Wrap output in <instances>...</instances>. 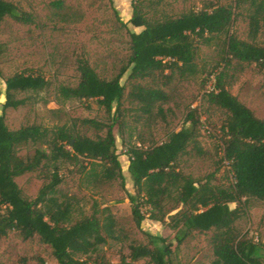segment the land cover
<instances>
[{
    "label": "trees",
    "instance_id": "16d2710c",
    "mask_svg": "<svg viewBox=\"0 0 264 264\" xmlns=\"http://www.w3.org/2000/svg\"><path fill=\"white\" fill-rule=\"evenodd\" d=\"M163 1L136 0L132 4L128 23L141 31L128 32L129 58L116 77L101 79L87 59L78 58L77 85L59 86L56 100L61 104L95 100L114 119L119 117L128 87V100L136 103L140 114L150 116L157 105L169 102L166 89L175 80L197 75L198 44L209 45L213 39H221L222 64L211 75L213 89L207 101L226 115L218 141L221 160L230 166L231 182L222 187L213 185L211 178L197 182L178 170V159L189 149L197 157L205 155L198 141L200 115L193 108L185 116V126L170 133L164 142L129 147L127 172L132 193L126 197L135 227L140 229L145 220L142 208L147 207L152 222L174 232L175 248L193 235L210 234L214 257L210 264H264L261 245L240 235L235 228L246 213L247 201L264 202V120L257 119L232 96L224 82L225 72L234 64H253L264 72V46L256 44L264 25V0H237L235 7L209 6L175 18L148 19L144 4L159 5ZM241 6L248 8L250 42L240 40L232 31L235 11ZM52 7L61 10L63 3L53 2ZM6 18L20 25L35 24L30 14L0 0V31ZM5 52L6 47L0 42V57ZM125 74L123 85L121 79ZM3 82L2 112L25 105L24 99H17L18 94L38 93L49 86L42 75L32 73H15ZM78 124L105 130V135L90 139L70 128L37 125L10 130L0 115V240L10 233H16L22 241L36 238L51 249L56 264H136L141 260L148 264H172V244L148 233L143 234L146 243H132L128 254H121L118 262L112 263L101 248L109 242L121 243L124 237L110 209L94 204L90 215L75 218L77 207L72 198L60 193V164L76 168L82 183L92 189L113 183L123 188L125 182L112 127L91 120H79ZM29 143L42 144L47 149L36 150L31 157H20L18 149ZM36 172L43 184L35 198L28 199L15 180ZM230 204L236 207L232 209ZM18 264H26L25 258Z\"/></svg>",
    "mask_w": 264,
    "mask_h": 264
},
{
    "label": "rangeland",
    "instance_id": "374dc122",
    "mask_svg": "<svg viewBox=\"0 0 264 264\" xmlns=\"http://www.w3.org/2000/svg\"><path fill=\"white\" fill-rule=\"evenodd\" d=\"M15 4L30 14L35 24L20 25L6 18L1 24L0 42L6 52L0 57V115L10 130L37 125L53 129L66 127L79 131L90 139L103 137L105 130L92 126H80L79 120H91L112 127L116 137V154L121 165L125 182L122 188L118 183L107 184L97 189L87 187L76 174V168L60 164L63 180L60 193L72 198L76 208L75 218L90 215L95 205L108 207L117 222V229L123 235L121 243L109 242L101 248L107 260L116 263L121 254H128L132 243H146L143 234L159 235L172 244L174 253L172 264H210L214 259L208 235H193L179 248L174 241V232L149 219L147 207L142 208L145 220L137 229L132 220L126 194L132 193V181L127 172L129 158L127 150L132 146H150L162 143L172 132L185 126L187 112L193 108L200 115L199 144L205 155L197 157L190 149L178 161V170L197 182L211 178L215 186H227L230 174L221 160L218 131L224 122V112L210 106L207 101L211 88V78L222 64V41L213 39L209 45L198 44L196 58L197 75L183 80H175L166 92L169 102L157 105L150 116L140 114L136 103L125 98L119 117L111 118L95 100L68 101L58 103L56 90L59 86H76L79 74L76 60L85 58L101 79L116 77L129 58L128 32L139 33L141 29L128 22L132 16V4L136 0H5ZM63 3L61 10L52 7L53 2ZM237 0H165L161 4L145 3L143 12L150 20L165 17L175 18L189 11H199L209 6L235 7ZM123 24H121V23ZM232 31L245 42H250L248 8L241 6L235 11ZM256 44L264 46V25L256 39ZM15 73L42 75L49 86L38 93L18 94L25 105L16 110L2 112L5 102L3 80ZM126 74L121 79L125 85ZM224 82L228 92L245 105L253 115L264 120V72L255 65L236 66L225 72ZM161 110L159 113L158 110ZM42 144L29 143L18 149L22 158L31 157L36 150H46ZM22 194L34 199L43 184L40 173L25 174L15 180ZM120 201V203H117ZM230 204V208H235ZM245 215L235 223L240 235L247 236L262 247L264 256V202L249 200ZM263 220V221H262ZM25 258L26 264H56L51 249L38 239L22 241L16 233H10L0 240V264H18ZM136 264H148L141 260Z\"/></svg>",
    "mask_w": 264,
    "mask_h": 264
},
{
    "label": "built area",
    "instance_id": "2783aa9c",
    "mask_svg": "<svg viewBox=\"0 0 264 264\" xmlns=\"http://www.w3.org/2000/svg\"><path fill=\"white\" fill-rule=\"evenodd\" d=\"M211 88L209 89L210 91L213 89V78H211ZM228 170V173L230 174V177H232V173L230 171V166H229V163L227 161H224L223 162Z\"/></svg>",
    "mask_w": 264,
    "mask_h": 264
},
{
    "label": "water",
    "instance_id": "95a60500",
    "mask_svg": "<svg viewBox=\"0 0 264 264\" xmlns=\"http://www.w3.org/2000/svg\"><path fill=\"white\" fill-rule=\"evenodd\" d=\"M72 143H73V142H72V141H70V145H72Z\"/></svg>",
    "mask_w": 264,
    "mask_h": 264
}]
</instances>
